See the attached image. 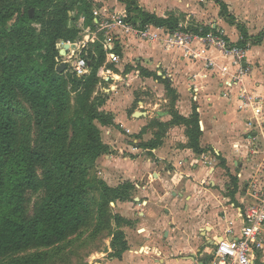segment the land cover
Here are the masks:
<instances>
[{
	"label": "crops",
	"instance_id": "crops-1",
	"mask_svg": "<svg viewBox=\"0 0 264 264\" xmlns=\"http://www.w3.org/2000/svg\"><path fill=\"white\" fill-rule=\"evenodd\" d=\"M98 1L103 9L125 12V5L117 0ZM137 1L142 10L158 17L195 12L189 11L195 8L194 0ZM221 1L247 33L242 38L237 26L226 18L213 19L231 41L243 39L246 45L243 67L248 72L239 81L233 79L232 59L213 47L196 41L165 47L159 41L148 42L118 30L124 59L132 55L153 75L142 71L140 78L131 69L125 74L126 87L116 94L107 93L100 109L112 114L113 123L99 125L108 149L97 158L95 167L98 177L111 187L130 182V197L116 199L112 205L138 210L135 223L141 228L121 223L118 229L124 233L127 249L116 257L109 242L107 251L97 253L100 257L87 264H206L217 241L231 235L230 229L238 234L243 225L245 209L254 200L248 183L264 177V0ZM253 12L260 15L252 16ZM192 17L193 13H187V19ZM193 50L192 59L184 55ZM104 51L108 60L116 57L113 49ZM121 55L122 50L117 56ZM99 69L103 70L99 77L106 83L113 76L120 77L105 63ZM102 80L96 91L109 92ZM162 80L170 83L174 99ZM131 82L161 86L164 98L137 100ZM242 92L250 94L253 103L240 108ZM172 109L183 117L196 110L200 152L189 146L186 127L173 121ZM153 140L158 141L156 147L144 146ZM255 264H264V258Z\"/></svg>",
	"mask_w": 264,
	"mask_h": 264
},
{
	"label": "trees",
	"instance_id": "trees-1",
	"mask_svg": "<svg viewBox=\"0 0 264 264\" xmlns=\"http://www.w3.org/2000/svg\"><path fill=\"white\" fill-rule=\"evenodd\" d=\"M117 1L125 5L129 20L137 13L141 23L169 29L177 25L178 17H158L142 10L137 0ZM92 2L0 0V258L32 246L52 247L75 235L92 215V190H98L101 198L99 217L105 215L104 206L110 201L130 197L132 185L128 181L111 187L99 177H89L97 158L108 149L101 140L99 125L113 123L112 114L100 109L106 97L96 91L100 82L98 69L106 57L101 43L93 41L80 50L88 66L86 74L77 76L68 70L67 63L63 71L57 69V43L74 42L77 38L79 30L73 22L83 19L93 29ZM215 3L219 15L237 25L242 38L247 37L227 5L221 0ZM74 8L77 13L72 17ZM202 29L206 31L207 27ZM238 44L246 48L243 39ZM113 52L121 54L118 44ZM142 71L153 75L143 68ZM162 83L174 99L176 93L170 83ZM25 107L33 118V144L28 138L20 142L19 118ZM71 110L73 117L67 118ZM171 112L174 122L185 125L189 146L200 152L196 110L189 117L180 116L173 109ZM157 144L153 140L144 146ZM28 191L44 192L30 216L26 210ZM114 219L118 226L112 233L111 253L120 257L127 243L123 231L118 229L122 219ZM37 257L38 254L31 255L23 263L30 264Z\"/></svg>",
	"mask_w": 264,
	"mask_h": 264
},
{
	"label": "rangeland",
	"instance_id": "rangeland-1",
	"mask_svg": "<svg viewBox=\"0 0 264 264\" xmlns=\"http://www.w3.org/2000/svg\"><path fill=\"white\" fill-rule=\"evenodd\" d=\"M197 0H194L195 8H190L189 11L194 10L195 12H186L180 13L178 17V24H181L183 27V30L189 31L193 34L199 32V34L209 31H222L223 35L228 38L227 34L225 33V30L217 25L214 24L213 19H222L224 17L219 15V6L215 3L212 4L211 0H204L199 2L200 4L197 5ZM93 5L91 8L92 14H93V21H94V27L93 29H90L88 26L84 24L83 19H79L77 21L73 22V25L76 26V28L79 30L77 38L74 42H70V44H77V46L83 45L85 43V46H89L92 41H99L101 43L102 48L104 49L103 43L106 40V37L109 39L112 45V49L115 48L116 44H118V37L120 34H118V30L111 29L109 31L105 30H99L97 23L100 21L101 17L104 15H107L110 13L109 9H103L100 4H102L98 0H93ZM109 8V5L107 6ZM94 12V13H93ZM77 13V8H74L72 12V17H75ZM126 13V12H125ZM187 13H193L192 19H187ZM137 14V13H136ZM136 14H132V21L136 24H141V21L139 17L136 18ZM183 14V15H181ZM253 15H260L258 12L256 13H250ZM185 15V16H184ZM174 16V15H173ZM176 17V16H175ZM222 17V18H221ZM223 20V19H222ZM236 20V19H235ZM222 23V21L220 20ZM216 23V22H215ZM237 24H239L236 21ZM214 24V25H213ZM176 25V26H177ZM241 25V24H239ZM237 26V25H236ZM243 26V24L241 25ZM202 27H207V30L204 31ZM238 28V27H237ZM239 30L237 29V32ZM120 33V31H119ZM123 32H121L122 34ZM123 35V34H122ZM125 35V34H124ZM239 33H237V36ZM231 40V39H230ZM195 42V41H192ZM190 42V43H192ZM198 42V41H196ZM199 43V42H198ZM236 45L242 46L238 44L239 42H233ZM203 47H211L207 45H203L199 43ZM176 46V45H175ZM122 50V55L117 56L115 58H111L110 60L107 59V55L105 57V66L108 70H111L113 73L118 74L120 77H115L113 79L108 80V83L106 81H103L102 78H100L102 81V85L108 89L107 91H99L101 96L108 97L107 93H118V90L121 91V88L126 87V81L127 78L125 77V74L131 71V69H135L140 75L138 77H142V66L140 65V62L135 61L134 57L127 56L124 59L123 51L124 46H119ZM174 47V46H173ZM58 50V56L56 57V62L59 65L61 62L67 63L68 70H72L71 62H70V55L72 51L75 50L76 46L72 45L69 46V48H72V50L62 49V47L57 45ZM65 50L60 54V51ZM105 50V49H104ZM187 51V50H186ZM185 51V53H186ZM193 51H189V53L184 54L188 56V58L194 57L193 54H191ZM113 52V51H112ZM107 54V53H106ZM97 55V53H96ZM113 57V56H112ZM162 74L164 73L162 69H159ZM117 79V80H116ZM157 84L158 82H155ZM109 84L113 85L111 87ZM150 86V85H143L141 83L137 82H131V86L133 87V98L135 99H142L144 101L148 102H154L158 99H163L165 95L163 87L161 86ZM100 86H97L96 89H99ZM99 95V94H98ZM99 95V96H100ZM98 97V96H96ZM132 98V99H133ZM71 105L74 103V94H71L70 99ZM163 102V101H161ZM164 105L166 104L163 102ZM162 107V106H161ZM67 118L73 117L72 110L68 112L66 115ZM19 130H20V138L21 143L25 142V139L28 138L30 140V143H34V136H35V129L33 124V118L29 116V110L27 107H25V111L21 114V117L19 118ZM90 180H92L94 177H98L97 175V169L94 167L92 171H90ZM136 193H133V196H135ZM44 196L43 191L38 192H31L28 191L25 195L26 197V205H27V214L30 216L33 214L35 205L42 199ZM91 201L93 202L92 205V215L89 219V222L81 228L75 235L67 238L66 240L56 244L52 247H29L27 249L11 253L9 255H6L4 257L0 258V264H24L25 260L30 257L31 255H39L35 261H32L30 264H87V261L89 260V256L95 253H104L107 251V248L109 246V242L112 239V233L115 229H117V223L114 219L115 216H119L122 219L123 226L131 229H136L137 227H140L136 225V217H138V210L132 209L130 207L124 206V207H118L117 205L113 204L112 201L109 202L108 206H104V216L99 217L98 216V205L101 202V198L99 196L98 190H92L90 192ZM141 228V227H140ZM110 257V253L107 254L108 258ZM26 264V263H25Z\"/></svg>",
	"mask_w": 264,
	"mask_h": 264
},
{
	"label": "built area",
	"instance_id": "built-area-1",
	"mask_svg": "<svg viewBox=\"0 0 264 264\" xmlns=\"http://www.w3.org/2000/svg\"><path fill=\"white\" fill-rule=\"evenodd\" d=\"M97 25L99 30H120L136 35L148 42L159 41L165 47L186 45L192 41H198L203 45L219 50L223 55L232 59V65L235 66L233 79L242 80L248 72V69L243 67L246 48L227 39L222 31L193 34L183 30L181 24H178L174 29L157 26L151 22L136 24L127 18L125 12H115L114 10L102 16ZM64 43L70 46V41L64 40H60L57 45L62 47ZM84 44L80 46L76 44L75 50L70 55L72 71L77 76H82L88 72L87 63L80 55V50L85 46ZM69 46L68 49L72 50ZM103 46L105 50L112 49L111 42L107 37ZM223 71L226 72L227 68L223 67ZM98 76H103L102 69L98 70ZM239 98L241 99L240 108L253 103V97L245 92H242ZM248 185L250 196L254 200L245 209L243 225L238 234L234 235L233 230L230 229L228 233L232 232L231 235H226L217 241L211 253V259L206 264H255L257 259L264 258V177L259 182H249ZM99 257L97 253L92 254L89 256V261Z\"/></svg>",
	"mask_w": 264,
	"mask_h": 264
},
{
	"label": "water",
	"instance_id": "water-1",
	"mask_svg": "<svg viewBox=\"0 0 264 264\" xmlns=\"http://www.w3.org/2000/svg\"><path fill=\"white\" fill-rule=\"evenodd\" d=\"M32 12H33V9H30V10H29L30 15L32 14ZM72 45H76V44H75V43L70 44V46H72ZM68 46H69V44L64 43V44L62 45V49H64V48L67 49ZM62 49H61V51H60V54H62V52L65 51V50H62ZM65 66H66V63H65V62H61V63L58 65V67H57L58 71H63V70L65 69ZM136 115H141V113H140V112H136Z\"/></svg>",
	"mask_w": 264,
	"mask_h": 264
}]
</instances>
